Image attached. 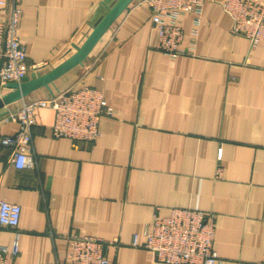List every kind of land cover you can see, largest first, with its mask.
<instances>
[{
	"label": "crops",
	"instance_id": "crops-1",
	"mask_svg": "<svg viewBox=\"0 0 264 264\" xmlns=\"http://www.w3.org/2000/svg\"><path fill=\"white\" fill-rule=\"evenodd\" d=\"M221 1L205 0L195 55L173 58L156 48L147 0H136L52 92L0 110V140L18 132L7 117L24 102L61 91L97 89L111 112L95 142L75 147L53 136L54 111L38 109L32 168L17 169L0 142V200L22 210L16 231L0 229V243L10 246L19 233L16 264H70L73 236L104 240L110 264H162L132 239L142 244L156 210L168 216L173 208L216 214L219 264H264V41L253 46L234 34ZM102 3L21 0L19 34L37 65L30 74L71 56L105 12ZM181 25L188 49L192 16L182 15Z\"/></svg>",
	"mask_w": 264,
	"mask_h": 264
},
{
	"label": "built area",
	"instance_id": "built-area-1",
	"mask_svg": "<svg viewBox=\"0 0 264 264\" xmlns=\"http://www.w3.org/2000/svg\"><path fill=\"white\" fill-rule=\"evenodd\" d=\"M147 3L153 28L158 32L156 48L173 58L195 55L205 0H147ZM220 4L232 18L234 34L244 36L253 46L264 41V0H222ZM22 12L21 0H0V97L7 84L20 83L37 68L28 63L19 34ZM184 14L193 18L188 49L181 48ZM45 108L55 114L53 136L67 138L75 147L79 142H95L101 117L111 113L102 92L91 87L69 89L45 100L23 103L7 117L18 123V132L0 140L1 145L12 150V163L19 170L32 168L36 163L30 149L32 130L37 110ZM21 212L20 205L0 200V229L16 231ZM216 218L215 213L189 208H173L168 216H161L156 210L152 222L144 228L145 241L140 244L135 234L132 245L149 250L155 261L162 264H219L215 249ZM18 253L19 233L15 232L10 246L0 243V264H16ZM67 258L70 264H110L104 240L92 236L68 238Z\"/></svg>",
	"mask_w": 264,
	"mask_h": 264
},
{
	"label": "water",
	"instance_id": "water-1",
	"mask_svg": "<svg viewBox=\"0 0 264 264\" xmlns=\"http://www.w3.org/2000/svg\"><path fill=\"white\" fill-rule=\"evenodd\" d=\"M111 1L103 0L102 5H107ZM134 1L136 0H116L111 7H108L107 12L95 23L84 42L76 47V51L50 71L44 74L34 72L25 77L20 83L7 84L6 88L9 92L0 97V110L25 99L30 94L42 88H46L52 92L51 86L55 81L75 67L83 64L84 60L91 54L113 23ZM5 114L6 112H0V116Z\"/></svg>",
	"mask_w": 264,
	"mask_h": 264
},
{
	"label": "rangeland",
	"instance_id": "rangeland-1",
	"mask_svg": "<svg viewBox=\"0 0 264 264\" xmlns=\"http://www.w3.org/2000/svg\"><path fill=\"white\" fill-rule=\"evenodd\" d=\"M115 1H116V0H112V1H111L110 3H108L107 5H103L104 8L106 7V8H105V12H107L108 7H111L112 4H113ZM105 12L103 13V15L105 14ZM103 15H102V16H103ZM102 16H101V17H102ZM101 17H100V18H101ZM100 18L97 17V19H96L95 22H94V25H95V23H96ZM94 25H93V26H94ZM83 42H84V41H83ZM79 46H80V45H79ZM44 100H45V99H44ZM30 102H32V101H30ZM30 102H24V103L28 104V103H30Z\"/></svg>",
	"mask_w": 264,
	"mask_h": 264
}]
</instances>
